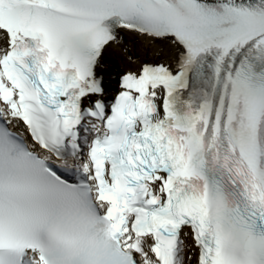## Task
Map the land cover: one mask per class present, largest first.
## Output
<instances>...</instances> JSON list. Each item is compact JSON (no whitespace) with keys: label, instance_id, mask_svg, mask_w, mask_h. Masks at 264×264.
Returning <instances> with one entry per match:
<instances>
[{"label":"snow or ice","instance_id":"snow-or-ice-1","mask_svg":"<svg viewBox=\"0 0 264 264\" xmlns=\"http://www.w3.org/2000/svg\"><path fill=\"white\" fill-rule=\"evenodd\" d=\"M0 264H264V0H0Z\"/></svg>","mask_w":264,"mask_h":264},{"label":"bare ground","instance_id":"bare-ground-1","mask_svg":"<svg viewBox=\"0 0 264 264\" xmlns=\"http://www.w3.org/2000/svg\"><path fill=\"white\" fill-rule=\"evenodd\" d=\"M125 40L127 41V46L131 47V45L135 44V41L132 43V38L130 36L125 35ZM137 40H139L140 46L139 48L135 46L136 49H141V48H147L148 44L147 41L144 38H137ZM122 51L120 48L114 47L110 50V60L114 61V63L120 67L121 65V57H122Z\"/></svg>","mask_w":264,"mask_h":264},{"label":"rangeland","instance_id":"rangeland-1","mask_svg":"<svg viewBox=\"0 0 264 264\" xmlns=\"http://www.w3.org/2000/svg\"><path fill=\"white\" fill-rule=\"evenodd\" d=\"M134 45H136L139 48V46H140L139 40L135 39V44L131 45V47H133Z\"/></svg>","mask_w":264,"mask_h":264}]
</instances>
